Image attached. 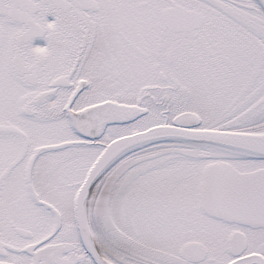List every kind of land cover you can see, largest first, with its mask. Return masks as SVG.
I'll return each instance as SVG.
<instances>
[{
	"label": "snow or ice",
	"instance_id": "1",
	"mask_svg": "<svg viewBox=\"0 0 264 264\" xmlns=\"http://www.w3.org/2000/svg\"><path fill=\"white\" fill-rule=\"evenodd\" d=\"M0 264H264V0H0Z\"/></svg>",
	"mask_w": 264,
	"mask_h": 264
}]
</instances>
